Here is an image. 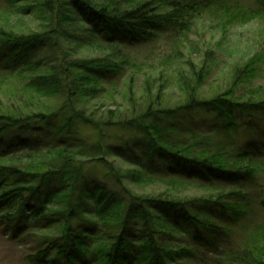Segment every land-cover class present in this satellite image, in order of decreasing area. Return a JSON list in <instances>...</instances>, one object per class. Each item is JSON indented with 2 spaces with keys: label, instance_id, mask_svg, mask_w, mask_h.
Returning <instances> with one entry per match:
<instances>
[{
  "label": "trees",
  "instance_id": "trees-1",
  "mask_svg": "<svg viewBox=\"0 0 264 264\" xmlns=\"http://www.w3.org/2000/svg\"><path fill=\"white\" fill-rule=\"evenodd\" d=\"M3 11L39 23L25 35L0 21V78L23 82L16 102L0 108V227L29 240L27 264H264L255 216L264 211V143L217 140L237 124L253 131L264 95L242 103L227 91L189 95L175 107L162 106L159 90L145 105L128 95L129 114L90 121L92 144L78 133L88 119L75 108L138 68L127 50L159 44L165 62L182 59L204 17L223 28L258 22L264 38V0H0ZM253 57L247 77L264 70V49ZM199 114L212 116L202 136L191 128ZM92 159L104 165L101 179L87 175ZM143 181L169 190L130 191ZM181 185L209 195L169 194Z\"/></svg>",
  "mask_w": 264,
  "mask_h": 264
},
{
  "label": "rangeland",
  "instance_id": "rangeland-1",
  "mask_svg": "<svg viewBox=\"0 0 264 264\" xmlns=\"http://www.w3.org/2000/svg\"><path fill=\"white\" fill-rule=\"evenodd\" d=\"M22 15L3 11L0 12V21L2 20L6 31L23 32L25 35L30 31L35 32L39 28L36 18L24 12ZM261 31L262 25L258 22L231 24L223 28L220 26V21L208 16L204 17L191 32L189 41L183 46L182 59L179 58V61L171 59L165 62L167 55L162 50L164 47L158 46L159 44L127 50L128 56L135 61L134 64L138 68H132L112 86H101L102 91L84 100L82 106L75 107L83 111V115L88 119L87 123L78 125L79 135L87 143L95 142L96 131L90 128V121L104 123L111 113L121 116L129 114L132 105L128 102V95L138 100V104L144 102L145 105L149 100L148 94L150 93L152 95L150 99H153L152 97L159 90L162 91L160 95L162 106L167 107H175L183 103L189 95L210 100L226 91L229 92L230 98L238 103L257 101L261 95H264V70L258 64L249 77L242 71L250 59L251 61L254 59L256 51L264 49ZM50 60L51 58L48 57L43 63H47V66ZM186 61L193 64L192 69ZM200 72L203 74L198 82L196 75ZM9 81H11L10 84ZM9 81L3 83L0 78L1 110L9 109L10 105L16 102V98L20 96L18 90L23 86L21 80ZM127 81L132 94H128L127 86H125ZM13 96L16 97L14 100L10 98ZM62 104V100H58L55 102V107L59 110ZM136 109H139V106ZM211 121V115L199 114L191 128L195 129L197 135H206L212 130L209 124ZM254 123L256 125L253 131L242 129L241 124H237L235 130L218 133L217 140L223 143L241 144L254 139L264 143V118L255 119ZM95 160L87 161L93 163L86 172L92 179H101L106 171L104 165L95 163ZM130 188V191L137 195L150 193L155 196L164 195V190H169L165 189L160 182L145 181L132 185ZM208 192L197 185H181L179 188L170 190L169 194L189 200L207 197ZM255 216L257 224L264 222V211L258 210ZM3 228L0 227V264H27L24 258L32 249V245L29 246V240L26 239L22 244L16 242L5 233ZM260 241L258 246L264 248L263 242ZM248 242L250 243L251 240Z\"/></svg>",
  "mask_w": 264,
  "mask_h": 264
}]
</instances>
